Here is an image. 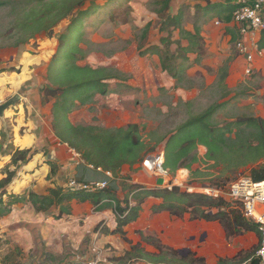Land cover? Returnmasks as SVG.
<instances>
[{"label":"rangeland","instance_id":"obj_1","mask_svg":"<svg viewBox=\"0 0 264 264\" xmlns=\"http://www.w3.org/2000/svg\"><path fill=\"white\" fill-rule=\"evenodd\" d=\"M2 1L0 74L7 73H4L5 76L0 75V101L6 105L18 97L8 109L18 104L20 93L28 91L30 84L39 85V91L47 84V69L57 59L60 39L79 12H71L51 34L31 36L33 31H23L20 24L25 20L28 10L42 6L38 0ZM52 1L65 0H44V3ZM160 1L96 2L100 10L84 19L82 24L80 47L83 58L78 64L92 69L103 68L105 73L114 78L106 82V95H96L93 103L73 106L69 114L70 122L76 126L93 125L110 130L138 124L144 144L153 147L158 138L174 133L190 116L214 104L221 105L214 117V124L218 126H225L242 116L264 118V49L259 48L263 59H254L250 74L245 75V68L241 64L244 56L238 53L236 46L241 39L231 42V36L225 32L228 26L222 25L213 16L203 17L201 10L196 9L197 6L205 5L201 0H172L164 12ZM210 1L239 3L243 0ZM88 7L89 2L81 10ZM178 14H182V27L185 30L192 31L196 21L201 26L202 51H182L186 42L180 39L179 30L168 26L167 21L168 17ZM147 25L150 26L144 34ZM231 27L236 28L235 25ZM162 58L167 60L169 72L162 71ZM177 68H182V74L180 78L174 79L172 72ZM20 80L23 81L22 91L17 88ZM52 103L53 100H49L50 106ZM6 121L0 129V155L9 160V153L15 148L10 142L13 124L9 119ZM162 149L163 143H160L153 152L147 151L144 161L161 153ZM195 154L197 164L190 172L180 169L171 176L172 186L203 193L205 189H213L212 182L224 183L225 177L230 178H226V188L239 177L248 176L245 169L238 170L232 176L224 173L222 167L213 166L212 162L206 161V149L202 146L197 148ZM9 166L1 170L2 178ZM196 170L199 173H195ZM154 186L157 187L156 184ZM257 245L256 240L249 241L247 236L244 238V251L250 252ZM12 250L1 238L0 264L3 261L13 264L21 262V254L17 251L13 252V258L6 259ZM188 253L183 248L180 256H187ZM217 255L213 250L208 254L209 258Z\"/></svg>","mask_w":264,"mask_h":264},{"label":"trees","instance_id":"obj_2","mask_svg":"<svg viewBox=\"0 0 264 264\" xmlns=\"http://www.w3.org/2000/svg\"><path fill=\"white\" fill-rule=\"evenodd\" d=\"M98 0H65L44 3L42 6L27 11L25 20L20 24L23 31L32 30L31 36L38 33L51 34L53 29L61 23L71 12H79L67 33L60 39V49L57 59H54L47 69V84L39 91L42 101L51 105V127L55 137L69 148L74 150L81 160L95 170L110 173L120 180L119 187L124 193L123 199L117 196V189L108 186L95 194H73L64 188H51L44 197L29 195V200L37 210H47L53 206L68 203L73 199L90 201L95 209L105 206L112 208L117 217V227L114 234L124 236V228L136 221L147 199H156L160 203L152 208L153 213L167 212L173 217L184 218L191 221L204 220L218 222L225 231L226 238L244 236L255 233L259 236L254 223L247 221L236 202L227 201L223 197H211L200 192H188L178 186L169 188H147L145 185L133 183L130 175L121 176L124 167L131 169L135 165H142L147 151L153 152L156 146L163 143L164 168L171 176L180 169L192 170L197 164L195 151L199 146L206 149L205 158L213 166L222 167L224 173L235 175L240 169H245L247 175L254 182L264 181V118L255 116H242L225 126L214 124V117L220 109V104L209 106L203 112L190 116L174 133L165 135L149 147L142 140V130L138 124H127L116 129H103L98 126H76L69 120L71 108L79 105L93 103L96 95H106L110 79L114 78L102 69H92L80 66L78 62L83 58L80 47L81 30L84 19L99 11L96 4ZM111 1V0H107ZM172 0H161L162 12L169 8ZM251 2L252 0H246ZM89 2V7L81 10ZM204 6H197L203 17L213 16L221 24L230 25L233 22V12L236 2L214 3L210 0H201ZM4 2L0 0V6ZM80 9V10H79ZM168 26L178 29L183 41L186 42L182 51L185 53H198L203 49L201 26L196 21L192 31L182 27V14L168 17ZM237 26L236 24H234ZM150 25H147L146 34ZM235 28L227 27L226 34L231 36V42L240 37L234 32ZM167 42V41H166ZM259 47L264 49V36H260ZM152 51V50H151ZM166 59H161L162 71L169 72ZM245 61V59H244ZM246 63V62H245ZM246 67V66H245ZM172 72V71H171ZM182 68L172 72L174 79L180 78ZM225 78V77H224ZM44 105V104H43ZM5 105H1L3 108ZM1 110V109H0ZM11 165L26 163L32 154L30 150H12ZM195 173H199L197 170ZM14 172L8 169L0 179V194H5V188L11 183ZM229 180L225 177L224 183L212 182L213 189H223ZM5 202L0 199V216L9 212L12 205L22 202L24 198L9 196ZM234 203V204H233ZM158 251V254L143 253L139 245L131 246L124 259H147L156 264H206L204 258H195L189 251L187 256L180 253L159 240L147 239ZM259 245V243H258ZM252 251H239L232 259H219L217 264H260L256 257L258 246Z\"/></svg>","mask_w":264,"mask_h":264},{"label":"crops","instance_id":"obj_3","mask_svg":"<svg viewBox=\"0 0 264 264\" xmlns=\"http://www.w3.org/2000/svg\"><path fill=\"white\" fill-rule=\"evenodd\" d=\"M236 30L237 26L234 32L238 34ZM261 58L262 55L256 56L255 61ZM241 64L244 69V58H241ZM4 73L7 72L0 75L5 76ZM22 84L21 80L17 84L20 91L24 90ZM38 86L30 84L28 91L20 93L18 104L0 111V129L7 119L13 124L10 141L13 148L30 150L32 154L26 163L17 165H11V156L8 160L0 155V175L8 164L7 169L14 172L11 183L4 189L5 194H0V199L6 205L11 195L24 198L22 202L12 205L7 214L0 216V240L2 238L6 246L13 249L6 259L13 258V252L17 251L22 257L18 264H85L94 257L91 249L96 247L104 250L102 264H156L147 259H124L134 245H139L143 253L158 254L147 241L153 238L176 251L186 248L195 258H204L206 264H217L219 259H232L239 251H244L246 236L249 241L259 243V236L255 233L227 239L218 222L191 221L187 216L181 219L167 212L155 214L152 208L160 202L152 198L145 200L138 219L124 228V236L113 233L117 227V217L113 209L107 206L95 209L90 201L73 199L47 210H37L28 199L30 194L44 197L51 188H64L70 179L89 183L107 181L116 187L119 199L124 197L119 179L86 165L78 154L55 137L51 127V106L41 104ZM14 99L16 101V97ZM120 175H130L133 183L147 188L155 187L154 177L145 172L141 165L133 166L132 171L128 166L124 167ZM211 250L218 253L217 257L209 258ZM13 263L3 261L2 264Z\"/></svg>","mask_w":264,"mask_h":264},{"label":"built area","instance_id":"obj_4","mask_svg":"<svg viewBox=\"0 0 264 264\" xmlns=\"http://www.w3.org/2000/svg\"><path fill=\"white\" fill-rule=\"evenodd\" d=\"M233 22L238 27L241 39L236 44L237 51L241 56H244L246 62L244 73L248 75L252 70V65L254 66L255 57L262 55L259 52V40L261 35L264 36V0H252L251 2L243 0L237 3V8L233 12ZM147 163H153L152 168ZM142 165L143 169L153 175L155 182L162 179V187L169 189L172 187L170 183L171 174L164 168V154L162 151L143 161ZM107 175L111 177L110 173H107ZM107 186V181L89 183L70 179L64 189L73 194H95ZM203 194L211 197H223L227 201L236 202L240 206L243 217L257 227L259 247L256 251V257L259 259L260 264H264V181L254 182L249 176H241L226 188L205 189ZM91 251L94 257L86 261L85 264H102L105 259L104 250L93 247Z\"/></svg>","mask_w":264,"mask_h":264},{"label":"water","instance_id":"obj_5","mask_svg":"<svg viewBox=\"0 0 264 264\" xmlns=\"http://www.w3.org/2000/svg\"><path fill=\"white\" fill-rule=\"evenodd\" d=\"M17 98L18 97H16V100H17ZM15 102V99L14 100H12V101H10L8 104H6L5 106H3V108H0L1 110V112L3 111V110H5L8 106H10L11 104H13ZM156 185L158 186V187H162L163 186V180L162 179H158L157 181H156ZM186 251L188 252V249H186ZM179 253L181 252V251H178Z\"/></svg>","mask_w":264,"mask_h":264},{"label":"bare ground","instance_id":"obj_6","mask_svg":"<svg viewBox=\"0 0 264 264\" xmlns=\"http://www.w3.org/2000/svg\"><path fill=\"white\" fill-rule=\"evenodd\" d=\"M147 165L149 166V167H151L152 168V166H153V163H147ZM182 173V172H181Z\"/></svg>","mask_w":264,"mask_h":264}]
</instances>
